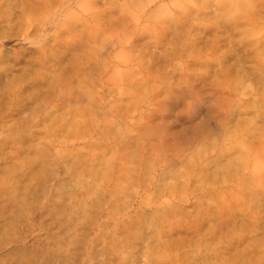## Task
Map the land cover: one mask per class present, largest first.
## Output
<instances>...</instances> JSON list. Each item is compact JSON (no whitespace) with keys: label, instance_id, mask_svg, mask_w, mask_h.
<instances>
[{"label":"rangeland","instance_id":"1","mask_svg":"<svg viewBox=\"0 0 264 264\" xmlns=\"http://www.w3.org/2000/svg\"><path fill=\"white\" fill-rule=\"evenodd\" d=\"M0 264H264V0H0Z\"/></svg>","mask_w":264,"mask_h":264},{"label":"bare ground","instance_id":"2","mask_svg":"<svg viewBox=\"0 0 264 264\" xmlns=\"http://www.w3.org/2000/svg\"><path fill=\"white\" fill-rule=\"evenodd\" d=\"M107 106V105H106ZM103 109V108H102ZM105 109V108H104ZM107 110L109 111V109L107 108ZM106 111V110H105ZM107 113V112H106ZM108 114V113H107ZM56 220V219H55ZM58 222V221H57ZM53 224V223H52ZM54 225V224H53ZM55 225H56V223H55Z\"/></svg>","mask_w":264,"mask_h":264}]
</instances>
